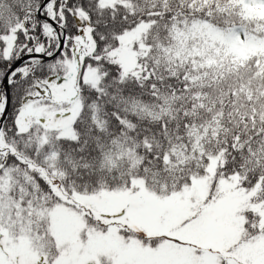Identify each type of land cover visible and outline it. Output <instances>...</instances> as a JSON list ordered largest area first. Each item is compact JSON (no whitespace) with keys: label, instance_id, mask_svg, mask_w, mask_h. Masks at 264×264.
Wrapping results in <instances>:
<instances>
[{"label":"snow or ice","instance_id":"6c2138e0","mask_svg":"<svg viewBox=\"0 0 264 264\" xmlns=\"http://www.w3.org/2000/svg\"><path fill=\"white\" fill-rule=\"evenodd\" d=\"M0 264H264V0H0Z\"/></svg>","mask_w":264,"mask_h":264}]
</instances>
